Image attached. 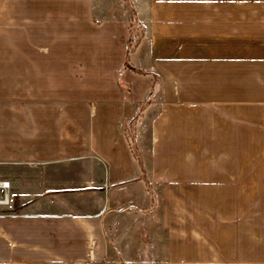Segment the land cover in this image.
I'll return each instance as SVG.
<instances>
[{
  "label": "crops",
  "instance_id": "obj_1",
  "mask_svg": "<svg viewBox=\"0 0 264 264\" xmlns=\"http://www.w3.org/2000/svg\"><path fill=\"white\" fill-rule=\"evenodd\" d=\"M129 2L0 0V264H264V0Z\"/></svg>",
  "mask_w": 264,
  "mask_h": 264
},
{
  "label": "rangeland",
  "instance_id": "obj_2",
  "mask_svg": "<svg viewBox=\"0 0 264 264\" xmlns=\"http://www.w3.org/2000/svg\"><path fill=\"white\" fill-rule=\"evenodd\" d=\"M127 2V4L130 6V8L132 7V2H129V0H125ZM131 34H132V37H131V48L133 47L134 43L136 42V40L139 38L140 34H141V29L140 27L138 26L137 22H135V20H133L131 22ZM134 133V129H133V126H131V128H129V136L130 137H133V134ZM11 205H8V206H0V213H4L5 211H8V210H11L9 209Z\"/></svg>",
  "mask_w": 264,
  "mask_h": 264
},
{
  "label": "built area",
  "instance_id": "obj_3",
  "mask_svg": "<svg viewBox=\"0 0 264 264\" xmlns=\"http://www.w3.org/2000/svg\"><path fill=\"white\" fill-rule=\"evenodd\" d=\"M11 184L9 181H2L0 182V206H8L11 202V197L9 199L6 197V192L11 190Z\"/></svg>",
  "mask_w": 264,
  "mask_h": 264
},
{
  "label": "trees",
  "instance_id": "obj_4",
  "mask_svg": "<svg viewBox=\"0 0 264 264\" xmlns=\"http://www.w3.org/2000/svg\"><path fill=\"white\" fill-rule=\"evenodd\" d=\"M125 67L135 70V69H134V68L128 63V61L126 62ZM131 142H132L131 144H132V148H133V151H134L135 156H136L138 159H140V156H139V154H138V152H137V150H136V147H135V143H134V135H133V137H131Z\"/></svg>",
  "mask_w": 264,
  "mask_h": 264
},
{
  "label": "bare ground",
  "instance_id": "obj_5",
  "mask_svg": "<svg viewBox=\"0 0 264 264\" xmlns=\"http://www.w3.org/2000/svg\"><path fill=\"white\" fill-rule=\"evenodd\" d=\"M0 182H2V180H0ZM7 194H6V197L9 199V197H10V192H9V190L6 192ZM0 200H1V198H0Z\"/></svg>",
  "mask_w": 264,
  "mask_h": 264
}]
</instances>
